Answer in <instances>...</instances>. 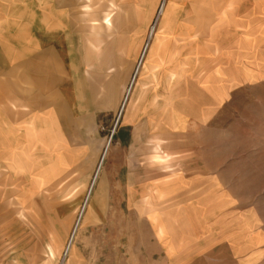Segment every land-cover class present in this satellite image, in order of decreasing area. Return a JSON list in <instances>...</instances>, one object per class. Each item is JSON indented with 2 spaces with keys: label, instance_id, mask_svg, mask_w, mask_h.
Returning a JSON list of instances; mask_svg holds the SVG:
<instances>
[{
  "label": "rangeland",
  "instance_id": "obj_1",
  "mask_svg": "<svg viewBox=\"0 0 264 264\" xmlns=\"http://www.w3.org/2000/svg\"><path fill=\"white\" fill-rule=\"evenodd\" d=\"M71 1L68 156L46 124L29 131L35 84L0 76L1 111L41 156L31 172L71 171L3 188L0 166V264H264V0ZM114 37L132 58L92 76Z\"/></svg>",
  "mask_w": 264,
  "mask_h": 264
},
{
  "label": "crops",
  "instance_id": "obj_2",
  "mask_svg": "<svg viewBox=\"0 0 264 264\" xmlns=\"http://www.w3.org/2000/svg\"><path fill=\"white\" fill-rule=\"evenodd\" d=\"M69 1L71 0H65V2L64 0H49L51 9L40 10L41 17L37 19L35 18V16L37 17L35 12L23 7L27 5L28 0H0V76L11 77L15 74L16 76H26L29 82L35 84V90L31 91V89H28L25 92L27 96L23 98V102L24 100L25 102L27 101L31 107L28 123L31 125L29 131L36 135L38 133L43 134V124L49 126V132L48 128H46L47 133L44 134V137L48 136L50 140L54 139L56 141L60 139V146L66 151L63 154L65 157L66 155L68 156L72 147L70 145L71 121L68 119L65 109L79 110L82 108L79 102V95L77 96L76 92V74L71 63L75 32L74 23L69 20ZM71 3L72 5L74 4L73 0ZM12 5L19 7V21L14 26H12ZM60 5H64L67 8L65 11L66 15L61 17V19H59L58 15ZM129 6L130 8L133 7L131 4H127L125 9H129ZM84 8L88 11L90 6L87 5ZM28 13H31L30 16L32 15L35 20H40V24L32 25L28 28L26 26ZM59 21L61 22V27ZM12 28L15 29L13 30ZM88 38L89 36L85 39ZM84 41L86 42V40ZM104 41L105 43L102 46L107 44L106 40ZM112 42L113 45H111ZM120 43V38L114 37L107 47H104V51H102V47L100 54L95 50V53L99 55L95 54L96 57L93 59L97 63L91 66L92 76H97L99 73L106 71L112 59L120 58L127 61L132 58V55L125 53V48L118 53L116 52ZM110 46L111 48L108 51ZM121 46L123 48V45ZM60 48L63 49L62 55H64L66 63L63 61L64 59L60 58ZM51 58H54V64H52L49 74V72L44 70L49 67L47 64ZM117 69L114 71H119ZM60 72L63 77H60ZM115 84L117 85V80ZM59 95L62 98V102ZM27 97L30 98L28 99ZM5 114L7 115L6 112ZM5 114L0 109V135H2L0 136V166L10 169L2 186L3 188L11 186L12 182L24 184L29 180L32 183L49 181L54 185L71 174L70 165L61 170L56 168L54 172L51 171L42 177L36 175L37 170L31 172L32 163L30 162L41 156L36 149L35 152L28 153L25 144L22 143L28 127H25L23 131L24 136L21 132L17 133L15 126L13 127L16 122L8 120ZM60 126L61 131L59 132ZM17 130H20V128H17ZM100 201L101 199H99Z\"/></svg>",
  "mask_w": 264,
  "mask_h": 264
},
{
  "label": "bare ground",
  "instance_id": "obj_3",
  "mask_svg": "<svg viewBox=\"0 0 264 264\" xmlns=\"http://www.w3.org/2000/svg\"><path fill=\"white\" fill-rule=\"evenodd\" d=\"M163 11H164V7L161 6V7L159 8V13H163ZM109 23H110V22H109ZM110 25H111V24H110ZM128 93H129V92H128ZM125 100H126V99H125ZM122 104H123V103H122ZM88 196H89V195H88ZM91 208H92V207H91ZM70 248H71V247H70ZM68 251H69V248L66 249V252H65V253L67 254ZM65 253H64V254H65ZM49 255H50V254H49Z\"/></svg>",
  "mask_w": 264,
  "mask_h": 264
}]
</instances>
